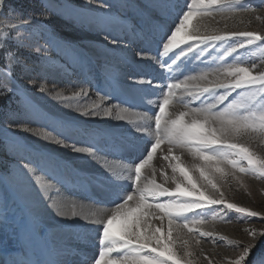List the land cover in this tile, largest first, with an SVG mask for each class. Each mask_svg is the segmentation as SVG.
Returning a JSON list of instances; mask_svg holds the SVG:
<instances>
[{"label":"snow or ice","instance_id":"1","mask_svg":"<svg viewBox=\"0 0 264 264\" xmlns=\"http://www.w3.org/2000/svg\"><path fill=\"white\" fill-rule=\"evenodd\" d=\"M4 5L5 0H0V16L4 15ZM260 5L264 8V0H260ZM61 7L81 23L100 26V31L106 33L103 39L112 46L120 45L119 38H110L112 34L108 28L114 23L111 12L115 5L100 0L97 7L103 14L95 17ZM153 8L169 13L176 9L178 22L174 21V26L166 29L150 26L142 40L149 47L140 48L135 55L139 60H151L167 73V83L153 85L151 79H144L138 73L134 76L139 78L130 76L129 81L133 87L147 85L159 91L155 110L136 113L119 104L106 107L103 98L81 104L80 100L89 99V92L83 88L72 92L71 96L61 92L54 95L68 107H72L75 100L74 110L84 117L128 119L137 133L147 137L141 155L132 158L128 165L113 167L105 163L110 182L119 189L115 197L120 202L113 201L115 207L106 213L78 211L74 201L58 196L60 190L56 185L63 183L58 161L29 153L20 156L21 163L17 166L18 186L26 199L32 198V193L26 190L31 185L35 198L54 209L58 217L82 219L95 228L98 255L93 257V264H199L196 249L207 264H213L200 248L204 238L216 242L218 233L206 230L210 224L217 219L231 223L230 213L243 219H264V212L229 202L221 190L233 181L242 184L244 176L264 180V154L255 151L251 143L242 142L247 138L264 145V68L243 55L249 49H256L264 60V34L209 28L202 24L208 17L228 20L242 13L255 12V7L242 0H184L183 5L177 0L171 6L167 2L140 6L145 13ZM45 12L54 13L55 9L48 7ZM256 18L261 19L260 16ZM34 19L20 18L18 23L0 24V48L4 47L3 42L12 39L17 49H30L41 54L42 60L49 58L43 54L61 47L74 57L84 59L77 49L61 43L46 29L34 31ZM152 43L157 45L156 55L149 54ZM4 59L0 93L5 96L19 94L24 98L12 72V67L20 63L17 52L5 51ZM194 61L205 63L206 67L195 71L189 67ZM105 72L109 80L117 79L114 69L107 68ZM29 86L36 87L35 81L29 80ZM38 91L45 93L47 88L41 83ZM113 91L114 88L105 91V96H111ZM24 102L27 103V99ZM177 105L182 110L177 109ZM13 123L23 131L54 139L43 130L29 129L18 121ZM71 139L64 136L55 139V143L97 159L101 151L97 145L77 147L75 143H68ZM185 154L191 157L190 162L182 159ZM157 155L167 162L172 173L168 176L162 167V183L157 182L156 168L152 165ZM37 172L42 175H36ZM169 180L174 187L165 186ZM124 184L132 190H124ZM54 191L57 197L52 195ZM118 219L123 221L119 231L113 228ZM38 224V215L30 207L27 219L19 225L27 241L37 238ZM243 231L248 239L229 242L237 251L233 257L225 258L227 264H264V229L248 227ZM219 239L228 238L219 236ZM258 246L261 251L253 255Z\"/></svg>","mask_w":264,"mask_h":264},{"label":"rangeland","instance_id":"2","mask_svg":"<svg viewBox=\"0 0 264 264\" xmlns=\"http://www.w3.org/2000/svg\"><path fill=\"white\" fill-rule=\"evenodd\" d=\"M106 2L115 5L111 12L114 23L108 28L112 34L110 38L120 39L119 46H112L103 39L106 33L100 31V26L81 23L70 17L64 7H61L66 6L85 13L88 17H95L103 14L97 7L100 0H42V2L41 0H5L4 15L0 16V24L18 23L20 18L34 17V31L38 32L40 28L46 29L61 43H67L77 49L83 54L84 59L74 57L68 49L61 47L43 54L49 58L42 60L41 54L30 49L24 47L17 49L12 39L3 42L4 47L0 48V72L5 65V51L17 52L20 63L12 67V72L15 82L25 94L24 98H20L19 94L5 96L0 93V264H13L14 258H11L10 252H14L13 257L17 258L20 264H23L24 258L30 264H61L58 261L61 256L66 260L70 255H78L77 252L85 251L89 239H95V243L92 244L95 251L93 257L98 255L97 231L94 227L85 222L61 221L54 209L35 198L31 185L26 189L32 193L31 200L24 197L18 186L17 166L21 163V155L31 153L34 157H51L59 162L58 171L63 181L62 184L56 185L60 190L59 197L69 200L80 198L92 206L107 209L115 207L113 201L116 203L120 201L115 197L119 189L110 182L105 163L112 164L113 167L128 165L131 159L140 156L145 148L147 137L137 133L130 123L125 128L117 129L112 123L115 119L107 118V121L99 122L96 117H84L74 110L77 106L75 100L72 102V107H68L54 98L56 92L71 96L72 92L83 88L89 92V99L80 100L81 104L100 101L103 98L106 107L119 104L122 108L139 113L152 112L156 109L157 101L160 99L159 91H154L147 85L133 87L129 77L139 78L134 76L138 73L144 79H151L153 85L167 83V73L151 60H139L135 53L142 47H149L147 42L142 40L150 26H162L166 29L174 26V21L178 22L177 10L173 9L169 13L160 8H153L145 13L140 6L163 2L171 6L177 0H106ZM183 2L184 0H179L181 5ZM242 2L254 6L256 11L242 13L228 20H222L219 16L208 17L202 21V24L209 28L259 31L264 34V8L261 7L260 0H242ZM48 7L54 8L55 12L46 13L45 9ZM257 16L261 19H257ZM156 47L155 43L150 45V55H156ZM243 55L250 57L258 66L264 68V60L261 59L258 50L249 49L243 52ZM189 67L201 71L206 64L194 61ZM107 68L114 69L117 77L115 81L108 79L105 72ZM0 79L3 77L0 76ZM29 80H34L36 87L29 86ZM41 83L47 88L45 93L38 91ZM112 88L114 91L111 96H105V91ZM24 99L28 102L25 103ZM149 101L152 103L149 104ZM176 107L181 109L180 105ZM13 121L21 122L29 129L50 133L54 139H45L33 132L23 131L17 128ZM64 136L72 137L68 143H75L77 147L97 145L101 149L97 159L57 145L55 139H63ZM242 142L251 143L255 151L264 154V145L257 141H248L245 138ZM161 160V156L157 155L152 161V165L156 168L158 183L164 182L160 174L163 166L168 176L172 174L167 162ZM36 175L42 173L37 172ZM165 186L174 187V184L168 181ZM122 187L126 191L132 190L127 184ZM221 190L224 191L225 198L229 202L249 207L253 211L264 212V180L244 176L242 184L233 181ZM52 195L57 197L55 191ZM30 207L39 218L37 238L32 242L24 238L19 227L21 222L27 219ZM5 216L6 222H4ZM228 219L231 223L217 219L207 227L206 230L218 233L215 243L206 238L202 239L200 248L203 249L204 256L211 259L213 264H227L225 258L235 255L237 250L229 242L247 241L248 237L243 229L248 227L264 229V219L260 217L243 219L236 213H230ZM122 223L121 219L114 222V230L119 231ZM219 236L228 239L221 240ZM260 251L261 247L258 246L253 255ZM196 255L199 257V264H207V261L200 256L199 249H196ZM93 257L88 264H93ZM83 258L86 259L84 256Z\"/></svg>","mask_w":264,"mask_h":264},{"label":"bare ground","instance_id":"3","mask_svg":"<svg viewBox=\"0 0 264 264\" xmlns=\"http://www.w3.org/2000/svg\"><path fill=\"white\" fill-rule=\"evenodd\" d=\"M181 108V107H180ZM133 112H136V113H139V112H137V111H133ZM99 122H104V121H107V118H104V117H98V119H97ZM110 122V121H109ZM112 123H114L115 125H113V127L115 128H117V129H119V128H125L126 126H127V124H129V120L128 119H126V120H124V121H117V120H115V122H113L112 121ZM131 125H132V123H130ZM106 126H108V125H106ZM131 127V126H130ZM129 127V128H130ZM131 129V128H130ZM132 129H133V127H132ZM132 133V132H131ZM191 157L189 156H187V154H185V156H183L182 157V159H184L185 161H190L191 159H190ZM105 161V160H104ZM162 161V160H161ZM110 162V161H109ZM111 163V162H110ZM161 164V163H160ZM112 165V164H111ZM163 165H164V163H163ZM159 167V166H158ZM164 167V166H163ZM166 167V166H165ZM159 169V168H158ZM165 171V170H164ZM159 173V172H158ZM169 181H171V180H169ZM70 200H72V201H74L76 204H77V210L78 211H83V212H90V211H97V212H99V213H106V212H109V211H111L113 208H114V206L113 207H109V208H107V209H105V208H101V207H96V206H92V205H90L88 202H86V201H83V200H81L80 198H78V199H70ZM58 219H60L61 221H64L65 222V220L66 219H64V218H61V217H59ZM66 221H69L70 223H72V222H77V223H79V222H84L82 219H78V218H73V219H71V220H66ZM153 223H155V224H157V222L156 221H153ZM70 225V224H69ZM67 226H68V224H67ZM68 227H70V226H68ZM16 240V239H15ZM18 241V240H17ZM86 242V241H85ZM90 242H91V244H90ZM93 243H95V239H89V240H87V242H86V247H85V251H80V252H77L78 253V255L77 254H73V255H70L69 257H67V259L66 260H64L63 258H61V257H63V256H61L60 258H59V262H61V264H85V262H86V264H88V261L90 260V259H92V257H93V255H95V251H94V249H93ZM95 247V246H94ZM16 248V247H15ZM15 251V250H14ZM10 253H12V259L14 260V262H16V264H20L19 263V261H18V259L16 258L15 259V257H13L14 256V252H10ZM15 253H17V251H15ZM5 255H6V253H5ZM83 256L86 258V259H84L83 258ZM6 258H8V257H6ZM12 263V262H11ZM23 264H30V262H28L27 260H26V258H24V262H23Z\"/></svg>","mask_w":264,"mask_h":264},{"label":"trees","instance_id":"4","mask_svg":"<svg viewBox=\"0 0 264 264\" xmlns=\"http://www.w3.org/2000/svg\"><path fill=\"white\" fill-rule=\"evenodd\" d=\"M41 2H42V0H41ZM5 174V173H4Z\"/></svg>","mask_w":264,"mask_h":264}]
</instances>
